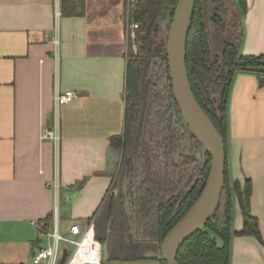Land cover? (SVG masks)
<instances>
[{
    "label": "crops",
    "instance_id": "obj_1",
    "mask_svg": "<svg viewBox=\"0 0 264 264\" xmlns=\"http://www.w3.org/2000/svg\"><path fill=\"white\" fill-rule=\"evenodd\" d=\"M72 1L74 11L65 13L63 0H0V264L29 263L44 247L32 221L55 213L71 224L97 217L112 185L110 138L124 130L130 5ZM235 2L240 53L264 56V0ZM56 89L75 97L56 107ZM227 107L228 175L250 181L248 209L261 239L235 234L243 216L234 199L229 264H264V84L254 74H234ZM56 124L57 144L41 136ZM153 249L145 256L160 254Z\"/></svg>",
    "mask_w": 264,
    "mask_h": 264
},
{
    "label": "trees",
    "instance_id": "obj_2",
    "mask_svg": "<svg viewBox=\"0 0 264 264\" xmlns=\"http://www.w3.org/2000/svg\"><path fill=\"white\" fill-rule=\"evenodd\" d=\"M177 1L137 0L129 7L128 22L137 24L134 31L139 53L133 56L126 54L124 130L110 138V149L122 153L118 178H121V188L127 184L131 198L134 236L138 240H152L158 249L166 234L199 198L210 170V157L206 151L203 161L194 157L187 159L179 152L180 134L184 128H189L174 101L166 43L160 45L155 41L158 23L164 21L170 26ZM72 3V0H63L65 13L74 11ZM210 24L222 30L231 28L234 32V40L223 42L221 68L214 66L216 61L219 62L218 56L212 57L210 53L207 35ZM241 38V12L235 0H196L186 41L187 76L195 100L222 136L226 153L228 94L233 75L251 73L256 75L260 86L264 84V71L249 70L252 67L264 68V56L241 54L238 48ZM158 56L163 60V70L169 80L162 98H153L143 88L142 75L147 73L151 58ZM210 58H214V63L210 62ZM157 98H161L160 101L156 102ZM141 105L144 110L138 124ZM137 126L139 132L135 137ZM190 134L202 146L191 131ZM250 193L249 180L241 184L239 180L230 179L226 154L224 186L219 202L204 228L180 246L177 263L229 264L234 199L243 216V226L235 234H251L261 240L257 219L248 209ZM124 196L122 191L123 203ZM111 202L114 203V198ZM53 218L54 215L50 214L42 219L44 232L52 229ZM128 259L155 260L166 264L160 254L137 255Z\"/></svg>",
    "mask_w": 264,
    "mask_h": 264
},
{
    "label": "water",
    "instance_id": "obj_3",
    "mask_svg": "<svg viewBox=\"0 0 264 264\" xmlns=\"http://www.w3.org/2000/svg\"><path fill=\"white\" fill-rule=\"evenodd\" d=\"M196 0H178L166 41L167 67L175 104L191 133L200 141L210 157V170L205 187L197 201L185 216L166 234L160 245V257L166 264H178L176 255L185 240L204 228L214 212L224 186L226 161L225 143L194 98L186 70V41L191 26ZM250 71L263 72V67H252ZM144 106L139 107V123ZM139 126V125H138ZM135 130L138 135L139 127ZM123 197L119 176L114 197L106 201L96 217L95 235L106 241L110 259L133 258L124 249L127 219L122 209ZM136 244L134 245V248ZM116 251V255H112Z\"/></svg>",
    "mask_w": 264,
    "mask_h": 264
},
{
    "label": "rangeland",
    "instance_id": "obj_4",
    "mask_svg": "<svg viewBox=\"0 0 264 264\" xmlns=\"http://www.w3.org/2000/svg\"><path fill=\"white\" fill-rule=\"evenodd\" d=\"M168 30H169V26L167 25V22L160 21L158 23V32L155 37V41L158 44L163 45L166 43ZM207 35L209 38L211 56L212 57L218 56L219 59V62L216 61V64L214 63V58H210V62L214 63L215 67L221 68L223 67L222 65L223 62L220 59L223 48V42L226 40H230V41L234 40V32L231 28L222 30L220 27L210 24L207 31ZM135 38H136L135 31H133V37L129 39L127 51H126L127 55L129 56L130 55L133 56L139 53L138 52L139 43L136 42ZM142 77H143L142 81L145 84L143 88H146V92H147L146 94L150 95L153 98H155V96L161 97L163 95L169 79L167 77L166 71L163 70V60H161L159 56L155 58L154 57L151 58L147 73H144ZM160 99L157 98L156 102L160 101ZM178 143H179V152L183 153L182 155H184L187 159H192L194 157L199 161H203L205 150L199 143L195 142V140L192 138L190 134V131L187 128H184L183 131L181 132L180 141ZM120 152H117L116 150H112V157L114 160L113 172H112V185L109 193L107 194V198L105 201L111 200L115 196L116 184H117L118 174L122 161V153ZM122 191L125 195L123 210L127 219V230L125 232L126 237L124 238V249L126 250V254L135 255V256L145 255L149 253L152 254V252H154L153 248L156 246V244L152 240L134 241L135 237L133 236V233L129 231L130 229H133V209L131 204V198L128 195L127 184H124L122 186ZM70 224H71L70 222L60 218L58 221L59 232L61 234L65 233ZM42 240L44 246H46L50 242V239L45 233L42 234ZM104 242H102V261L103 264H109L112 259L108 257V252L106 251L105 248L106 241ZM135 244L136 247L134 248ZM116 254H117L116 251H113L112 255H116Z\"/></svg>",
    "mask_w": 264,
    "mask_h": 264
},
{
    "label": "built area",
    "instance_id": "obj_5",
    "mask_svg": "<svg viewBox=\"0 0 264 264\" xmlns=\"http://www.w3.org/2000/svg\"><path fill=\"white\" fill-rule=\"evenodd\" d=\"M137 0H127L131 5ZM59 14V11H57ZM131 30L137 28V24H130ZM133 34V33H132ZM55 48L58 45L56 32L51 38ZM75 97L73 90L60 91L55 90V106L70 103ZM42 138L53 140L56 144L59 142V133L57 124L53 128H43ZM58 189V183H54ZM110 191V190H109ZM108 191V193H109ZM96 217L87 223L70 224L67 231L63 234L59 232L57 214L53 219L52 229L44 232V221H32L31 224L40 232L47 234L50 242L31 257L29 263L21 264H102V242L95 235Z\"/></svg>",
    "mask_w": 264,
    "mask_h": 264
},
{
    "label": "flooded vegetation",
    "instance_id": "obj_6",
    "mask_svg": "<svg viewBox=\"0 0 264 264\" xmlns=\"http://www.w3.org/2000/svg\"><path fill=\"white\" fill-rule=\"evenodd\" d=\"M102 242H104V241H102ZM105 243V242H104Z\"/></svg>",
    "mask_w": 264,
    "mask_h": 264
}]
</instances>
